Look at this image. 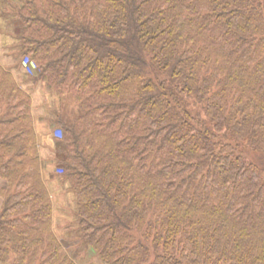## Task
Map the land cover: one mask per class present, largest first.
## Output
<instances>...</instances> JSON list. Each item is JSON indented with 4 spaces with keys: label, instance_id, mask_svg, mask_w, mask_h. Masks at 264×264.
Returning a JSON list of instances; mask_svg holds the SVG:
<instances>
[{
    "label": "trees",
    "instance_id": "trees-1",
    "mask_svg": "<svg viewBox=\"0 0 264 264\" xmlns=\"http://www.w3.org/2000/svg\"><path fill=\"white\" fill-rule=\"evenodd\" d=\"M21 1L75 230L0 60V264H264V0Z\"/></svg>",
    "mask_w": 264,
    "mask_h": 264
},
{
    "label": "rangeland",
    "instance_id": "rangeland-1",
    "mask_svg": "<svg viewBox=\"0 0 264 264\" xmlns=\"http://www.w3.org/2000/svg\"><path fill=\"white\" fill-rule=\"evenodd\" d=\"M21 4V0H0V60L3 65L19 73L20 84L32 93L40 153L43 159L45 178L48 181L54 203V227L59 238L67 239L68 237L65 236L71 237L73 234L70 231L74 233L75 230L73 209L76 208V198L72 192L66 191L67 185H62L57 180L49 181L51 174L57 171L56 159L61 156V150L55 142V137H59L60 133L49 122L60 102L56 95L50 91L45 81L35 82L34 77L31 78L33 75L29 74V67L33 65H30V62L19 54L20 44L17 36L20 29L19 21L15 15V6ZM85 254L86 262L78 259L79 264H86L94 252L89 250Z\"/></svg>",
    "mask_w": 264,
    "mask_h": 264
}]
</instances>
